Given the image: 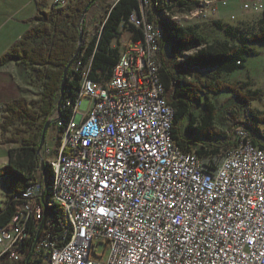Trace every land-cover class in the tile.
<instances>
[{
	"label": "built area",
	"instance_id": "2783aa9c",
	"mask_svg": "<svg viewBox=\"0 0 264 264\" xmlns=\"http://www.w3.org/2000/svg\"><path fill=\"white\" fill-rule=\"evenodd\" d=\"M104 1L110 5L112 0ZM241 1L246 11L264 10L259 0ZM54 3L64 6V0ZM167 3L173 2L141 0L140 12L129 21L142 33L155 26L151 40L160 54L164 34L148 20V12ZM227 3L211 0L198 18L181 19L182 26L215 20ZM130 35L110 80L97 82L90 78L91 67L85 69L67 165H56L63 170L66 218L77 224V233L56 264H264V158L248 150L209 161L178 156L169 139L173 112L163 104L140 40ZM55 117L58 126L59 113ZM241 137L255 136L240 124L231 143ZM50 152H42L44 161ZM43 186L34 183L24 193L31 198L29 218L41 226L39 241L27 254H18L17 243L30 230L15 213L1 228L6 264H45L39 247L66 239L67 227L54 233L44 217ZM99 245L109 248L105 261V252L96 251Z\"/></svg>",
	"mask_w": 264,
	"mask_h": 264
},
{
	"label": "trees",
	"instance_id": "16d2710c",
	"mask_svg": "<svg viewBox=\"0 0 264 264\" xmlns=\"http://www.w3.org/2000/svg\"><path fill=\"white\" fill-rule=\"evenodd\" d=\"M99 1L68 0L67 5L53 3L49 7L47 0H36L39 13L28 21L32 23L31 28L0 57V68L14 62L29 70L35 81L42 82L37 101H29L25 96L2 107L0 132L11 134L8 140L13 147L8 150L7 165L0 170V181L8 196L6 206L0 209V229L11 222L15 213L22 212L28 203L23 198L28 188L43 182L38 149L44 127L59 112L58 127L62 133L66 131L79 99L85 69L91 67L90 78L97 82L110 80L120 60V39L124 31L134 34L132 41L144 39L142 31L129 22L135 12H140L141 0H120L98 24V34L83 45L69 71L59 110L64 71L77 51L81 29L85 31L82 17ZM161 1L165 2L154 0ZM170 1L173 3L150 9L148 20L161 25L159 27L164 31L160 41V77L168 103L176 111L173 140L183 152L194 153L202 159H222L235 147L236 142L231 143V139L237 125L226 123L228 120L219 116L220 109L210 96L220 95L225 90L233 91L230 100L241 104L239 111H244L248 103L261 99L262 91L240 92L236 85L222 81L221 77L243 68L247 57L256 54L254 45L264 42V16L255 31L243 24L230 25L221 20L176 26L168 18H161L163 12L166 9L176 11V5L190 11L198 7L201 0ZM205 70H212L209 77L202 75L201 71ZM250 118L238 125H246L255 136L251 137L254 145L264 148V143L258 139V135L264 136L259 128L264 125V116L252 115ZM226 125L227 129L221 127ZM48 172L46 202L52 191L49 168ZM44 217L51 221L50 229L54 233L68 227L65 213L58 205L49 206L47 211L44 209ZM34 220L30 218L28 222L29 237L17 243L18 254L32 250L41 234L40 225ZM2 258L5 254L0 255V264H6ZM18 264H27V260H19ZM28 264H38V260H30Z\"/></svg>",
	"mask_w": 264,
	"mask_h": 264
},
{
	"label": "rangeland",
	"instance_id": "374dc122",
	"mask_svg": "<svg viewBox=\"0 0 264 264\" xmlns=\"http://www.w3.org/2000/svg\"><path fill=\"white\" fill-rule=\"evenodd\" d=\"M42 2V0H39ZM49 7L54 3V0H47ZM264 5V0H259ZM120 2V0H112L110 5L104 0L97 2L87 13L85 18V38L84 44L90 41L95 35L98 34V24H100L105 16L110 13L113 8ZM68 4V0L64 5ZM211 4V0H201V4L195 7L193 10L187 9H177L176 11L169 10V15L163 12L162 19L166 20L168 18L171 23L176 26H181L180 24L174 23L173 16L179 19H196L198 18L205 9L207 5ZM49 7L47 9H49ZM46 9V8H43ZM165 11H168L167 9ZM39 13L38 4L36 0H0V57L3 56L18 40L22 38L27 30L32 26V23H28L29 20L34 18ZM109 15V14H108ZM264 16V10L260 12L256 11H246L243 9L241 0H228L226 6L220 5V11L216 15L215 20H221L226 24L230 25H244L250 30H257L259 28V21ZM172 17V18H171ZM164 34V31H163ZM144 36V33H143ZM219 37V35H216ZM130 32L124 31L123 37L120 39L121 47H126L128 41L130 40ZM256 51L255 55L247 57L245 65L231 73H225L221 77L222 81L230 84L236 85V88L243 93H250L253 91L260 90L263 92L261 99L248 103L245 106L244 111H239L241 109L240 103H235L230 100L231 96L234 95L233 91L225 90L220 95H211V99L218 108L219 116L227 119L226 123H233L238 125L241 122H246L252 115L264 116V42L257 43L254 45ZM27 71V70H26ZM29 84L27 88L21 90L22 97H27L29 101H37L40 98V93L42 91V82L35 81V77H32L30 71L28 70ZM204 77H209L211 71L205 70L201 71ZM4 105H0V121L2 120V110ZM225 129L228 126H221ZM262 134L264 135V125L261 124L260 127ZM11 134H3L0 132V170L3 169L8 163V150L13 147L9 143V138ZM65 137V132L62 133L60 126L57 127L56 124L51 126L47 135L46 143L42 152L50 150L48 157H45V163L49 166V161L53 160L58 156L60 145L63 144V139ZM258 139L264 143V136H259ZM52 180V171H51ZM2 184V181H0ZM0 184V209L6 206L8 201L7 191ZM44 190V186H43ZM48 189L46 190L47 193ZM47 196V194H46ZM45 196V198H46ZM46 201V199H45ZM47 204V202H46ZM57 204H59L57 202ZM38 240L35 244L38 243ZM31 240V238H30ZM35 246V245H34ZM34 249V248H33ZM98 255L105 252L103 256V261L106 260L109 252V248L104 245H99L96 247ZM1 255V254H0ZM5 259V258H2ZM1 259V260H2Z\"/></svg>",
	"mask_w": 264,
	"mask_h": 264
},
{
	"label": "bare ground",
	"instance_id": "6f19581e",
	"mask_svg": "<svg viewBox=\"0 0 264 264\" xmlns=\"http://www.w3.org/2000/svg\"><path fill=\"white\" fill-rule=\"evenodd\" d=\"M64 3H66V0H64ZM165 12L167 13V15L170 14L169 11H165ZM172 19L174 23L176 22L177 24H180L182 22L181 19L175 16H173ZM159 26H157V28H160ZM161 30L163 31L162 28ZM151 39H156L155 26H146V33H144V39L140 40V45L141 47H143L146 65L149 67L151 74L153 75L155 84H159V88H161V96H162L163 104L165 108L171 109L173 112V118L169 122V139H170L171 147L174 148L175 153L178 154V156H182L183 159L202 160V161L214 160L215 158H203L202 159L194 153L183 152L174 142L172 131H173V121L175 118L176 111L168 103V100L166 98V90H165L164 84L160 77L161 64H160L159 49H155L154 41ZM76 107H77V103L75 105L74 112L76 110ZM59 118H60V114H59ZM72 121H73V117L71 121L69 122V125L66 128L65 137L63 139V144L60 145L58 156L54 158L53 160H50L48 163L50 166V170L52 171V191H51V194L48 196L47 206L58 205L59 207L63 209L65 216L68 215V207L66 206L65 201L60 197L62 181H63V170H62V166H56V165H57V162H58V165H67L68 139H70V134L73 131ZM242 150H248L251 153H253V156L264 158V148L255 146L251 137H241V140H238V142H236L233 150L228 155L223 157L222 159H226L227 156H237L238 154L241 153ZM48 187L49 185L47 186V188L44 187L45 196L47 194L46 190L48 189ZM30 188H28L27 191H30ZM45 196H44V199H46ZM23 198L28 203L23 206L22 212L18 214L19 222L22 224H28L30 218L28 215L27 208L31 207V198L28 197L27 194H23ZM57 202L59 204H57ZM68 222L69 224L67 227L66 239H59V240L53 241L49 245H46V247H39V255H44V257H46L45 264H56L57 255L60 254L62 251L67 250V240H74L75 234L77 233V224H74V220H68ZM39 228H41V226H39ZM0 234H1V229H0ZM28 237H29V233L25 237V240L19 241V242L26 241Z\"/></svg>",
	"mask_w": 264,
	"mask_h": 264
},
{
	"label": "crops",
	"instance_id": "0c3cea01",
	"mask_svg": "<svg viewBox=\"0 0 264 264\" xmlns=\"http://www.w3.org/2000/svg\"><path fill=\"white\" fill-rule=\"evenodd\" d=\"M26 70L24 66L14 62L0 68V105L24 96L21 95V90L27 88L29 84L28 70Z\"/></svg>",
	"mask_w": 264,
	"mask_h": 264
},
{
	"label": "water",
	"instance_id": "95a60500",
	"mask_svg": "<svg viewBox=\"0 0 264 264\" xmlns=\"http://www.w3.org/2000/svg\"><path fill=\"white\" fill-rule=\"evenodd\" d=\"M86 15H87V12L84 13V15L82 17V22H84V20L86 18ZM84 38H85V33H84L83 28H82L81 29V33H80V38H79V44H78L77 51H76L75 55L73 56L72 60L70 61V63L68 64V66L66 67V69L64 71V77H63L62 87H61V99H60V101L58 103V109L59 110L61 108V104H62V101H63L64 96H65V86H66V83H67V80H68L69 71L72 68V66L74 65L76 59L78 58V56L80 55V53L82 51V47H83V44H84ZM57 120H58L57 117H53V118H50L48 120V122L46 123V125L44 127V130H43V133H42L41 143H40V146H39V149H38V156L40 158L39 169H40V171H41V173L43 175V185H44L45 188H47V186H48L49 172H48V165L45 163V161L42 158V150H43L44 145L46 143V135H47L51 125L53 123H56ZM44 196H45V191L43 190V192H42V202L44 204L45 211H47L48 210V206L44 203L45 202L44 201Z\"/></svg>",
	"mask_w": 264,
	"mask_h": 264
}]
</instances>
